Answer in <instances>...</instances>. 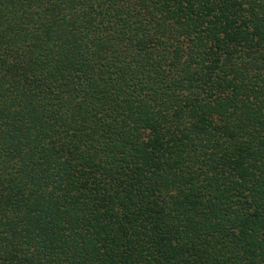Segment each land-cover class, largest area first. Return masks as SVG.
Returning a JSON list of instances; mask_svg holds the SVG:
<instances>
[{
    "label": "trees",
    "instance_id": "1",
    "mask_svg": "<svg viewBox=\"0 0 264 264\" xmlns=\"http://www.w3.org/2000/svg\"><path fill=\"white\" fill-rule=\"evenodd\" d=\"M0 264H264V0H0Z\"/></svg>",
    "mask_w": 264,
    "mask_h": 264
}]
</instances>
